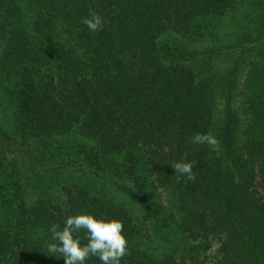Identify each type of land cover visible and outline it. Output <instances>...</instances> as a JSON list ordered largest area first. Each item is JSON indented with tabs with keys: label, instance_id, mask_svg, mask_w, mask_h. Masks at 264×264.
Here are the masks:
<instances>
[{
	"label": "trees",
	"instance_id": "1",
	"mask_svg": "<svg viewBox=\"0 0 264 264\" xmlns=\"http://www.w3.org/2000/svg\"><path fill=\"white\" fill-rule=\"evenodd\" d=\"M81 213L121 264H264V0H0V264Z\"/></svg>",
	"mask_w": 264,
	"mask_h": 264
},
{
	"label": "clouds",
	"instance_id": "2",
	"mask_svg": "<svg viewBox=\"0 0 264 264\" xmlns=\"http://www.w3.org/2000/svg\"><path fill=\"white\" fill-rule=\"evenodd\" d=\"M81 23L92 33L102 31L104 27L103 17L94 9H89ZM191 142L210 146L217 144L216 138L208 133H196ZM171 166L179 176H186L188 180L196 179L194 164L186 157ZM123 229L124 225L118 219L98 217L90 213L69 215L63 228L58 224L50 227L52 237L46 252L58 258L63 257L64 264H86L91 256L97 257L100 264H121L122 258L128 253V240ZM81 230L86 233V244H82L76 235ZM57 253L60 255L57 256Z\"/></svg>",
	"mask_w": 264,
	"mask_h": 264
},
{
	"label": "rangeland",
	"instance_id": "3",
	"mask_svg": "<svg viewBox=\"0 0 264 264\" xmlns=\"http://www.w3.org/2000/svg\"><path fill=\"white\" fill-rule=\"evenodd\" d=\"M7 113L8 112H3V108H2V111H1V119L7 123V119H6V116H7ZM156 242L158 243L159 246H161V242L160 240H156ZM156 243H154V248H153V253L154 254H157L158 250H160V247L158 246Z\"/></svg>",
	"mask_w": 264,
	"mask_h": 264
}]
</instances>
